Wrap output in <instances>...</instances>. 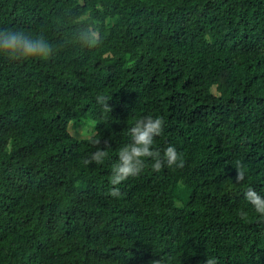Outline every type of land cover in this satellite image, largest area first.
<instances>
[{
	"label": "trees",
	"instance_id": "1",
	"mask_svg": "<svg viewBox=\"0 0 264 264\" xmlns=\"http://www.w3.org/2000/svg\"><path fill=\"white\" fill-rule=\"evenodd\" d=\"M7 28L54 51L0 55V264H264V216L243 197L264 193V0H0ZM145 115L183 166L146 159L111 185ZM97 147L109 157L85 164Z\"/></svg>",
	"mask_w": 264,
	"mask_h": 264
},
{
	"label": "clouds",
	"instance_id": "2",
	"mask_svg": "<svg viewBox=\"0 0 264 264\" xmlns=\"http://www.w3.org/2000/svg\"><path fill=\"white\" fill-rule=\"evenodd\" d=\"M83 21V17H81ZM80 31L77 33V41L85 47L93 48L99 44V36L94 27L87 23H79ZM53 45L42 33H30L22 28L0 29V55H6L12 59H46L53 54ZM109 98L103 95L97 96V103L102 107L109 108ZM164 130V120L160 116L145 115L135 120L127 129L130 142L121 146L117 153V160L112 166L109 183L114 186L120 185L130 176L139 175L150 159L151 167L159 172L164 167H182L181 159L174 145L169 144L163 150L153 148L154 138ZM94 145H100L97 139H91ZM109 153L106 147H97L91 153L85 164L94 162L103 164ZM236 180L243 179L244 173L240 171L242 162H237ZM109 194L113 197L120 196L119 187L110 189ZM244 200L251 209L259 216H264V193L248 186L243 191ZM155 264H163L157 260ZM205 264H216L214 258H207Z\"/></svg>",
	"mask_w": 264,
	"mask_h": 264
},
{
	"label": "rangeland",
	"instance_id": "3",
	"mask_svg": "<svg viewBox=\"0 0 264 264\" xmlns=\"http://www.w3.org/2000/svg\"><path fill=\"white\" fill-rule=\"evenodd\" d=\"M70 131L78 137H87L93 134V130L90 127L84 128L83 125L70 128Z\"/></svg>",
	"mask_w": 264,
	"mask_h": 264
}]
</instances>
